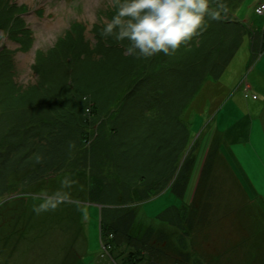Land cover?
Returning <instances> with one entry per match:
<instances>
[{"label":"rangeland","instance_id":"1","mask_svg":"<svg viewBox=\"0 0 264 264\" xmlns=\"http://www.w3.org/2000/svg\"><path fill=\"white\" fill-rule=\"evenodd\" d=\"M3 1L16 5V19H8L5 12L0 16V56L4 50L8 53H4L0 67H13L12 78L20 89L29 90L41 80V76L47 83L53 81L54 77H64L66 69L63 64L79 57L81 61L75 69L79 72L74 79L76 84L84 90L91 87L98 90L100 97L108 100L103 105L108 106L114 115L117 102L113 100L115 87L102 78L105 70H113V53L117 48L113 46V41H106V36L101 37L102 43L96 36L97 33L101 35L102 21L110 18L114 11L110 0ZM263 2L264 0H238L234 6L229 7L225 15L243 22L249 29H264ZM20 19L24 25L19 23ZM118 46L122 48V53L128 54L129 50L124 44L120 43ZM260 53L263 55L264 50ZM262 55L255 58L251 56L249 37L246 36L224 71L217 78L207 77L185 111L187 114L192 111L190 128L194 147L191 145L190 149H193L195 155L188 182L193 176L195 189L190 206L197 213L194 214L193 221L196 223L192 227L199 242L197 246L196 243L185 244L188 231L180 232L179 241L182 246L197 248L200 252H178L172 245L165 244L164 238L167 236L157 233V227L162 228L174 241V227L171 224L163 226L165 221L159 215L166 207L170 208V205L180 202L188 182L181 197L170 187L173 177L161 192L153 193L150 198L134 207L136 217L131 233L146 240L141 245L145 244L143 249L147 252V259L133 264H264ZM73 68L69 67V73L73 72ZM97 77L101 78V82L95 83L93 79ZM65 78H71V75ZM139 80L138 78L133 84ZM247 81L250 85L246 84ZM50 85L55 89L52 94H57L60 88ZM121 91L124 97L125 89ZM84 97L99 101L89 96ZM227 102L233 104V108L223 111L227 118L226 123L221 125L222 129L227 131L243 115L249 114L252 120L251 139L248 142L233 143L235 158L229 155L227 142L222 138L217 161L216 150L210 146L217 119L215 113ZM90 103L94 104L93 101ZM89 108L86 107L85 115L91 117ZM91 119L94 121L87 127L88 132L99 128L98 118L92 116ZM215 139L218 143V137ZM200 145L204 149L207 147V153L197 163ZM191 151L189 150V155L186 153V156H182L179 167L182 163L188 164L193 154ZM10 167L0 171L1 178L4 172H8V193L0 196V264H125L122 254L117 257L113 251L117 232L111 228L104 233L100 232L103 205L90 195L93 192V189L90 191L92 181L87 183L85 194L78 196L77 191L71 193L78 186L66 172L46 174L38 179L33 173L34 166L26 170H21L20 166L18 169L14 165ZM107 170L109 169L104 166V171ZM65 178L72 183L62 185L61 181ZM243 184L250 189L243 190ZM58 188L69 191L80 201L79 205L62 203L40 213L33 211L34 197L39 200L40 193ZM204 197L205 204L201 208L200 202ZM114 205L123 206L127 203L116 205L115 202ZM114 205L105 204L110 207ZM164 215L177 218L175 211H166ZM145 231L150 235L146 236ZM118 243L125 244L124 240ZM137 244L132 243L131 249H135ZM143 249L141 248L142 252Z\"/></svg>","mask_w":264,"mask_h":264},{"label":"trees","instance_id":"2","mask_svg":"<svg viewBox=\"0 0 264 264\" xmlns=\"http://www.w3.org/2000/svg\"><path fill=\"white\" fill-rule=\"evenodd\" d=\"M237 1L223 0V3L228 10ZM211 6H215V0ZM15 9L16 5L0 0V16L5 12L8 19L15 20ZM226 13L218 19H208L202 31L170 54L158 52L151 57H142L129 51L125 55L118 45L124 44L128 49V42L106 36V41H113L117 48L113 53V70H105L102 78L115 87L114 115L103 105L108 100L100 97L98 90L92 87L84 90L76 84L74 79L79 72L75 69L81 61L79 57L63 64L64 77L48 81L60 88L57 94H52L53 85L42 76L29 90L20 89L12 78L13 67L4 69L2 65L0 171L12 165L17 169L20 166L21 170L34 166L33 173L38 179L46 174L66 172L78 186L71 193L77 191L78 196L85 194L87 183L92 181L90 195L103 205L100 232L111 228L117 232L116 240L125 242L124 246L115 240V256L122 254L125 264L145 261L147 252L143 249L145 244L141 243L146 240L131 233L136 217L134 207L153 193L161 192L173 177L170 187L182 196L195 155L190 149L193 133L190 128L192 111L185 113L188 105L207 77H219L246 36L253 58L264 50V29H249ZM96 36L102 43L104 35L97 33ZM4 53L0 60L8 54ZM70 66L74 67L72 73H69ZM68 75L71 78H65ZM138 78L140 80L133 84ZM100 79L93 80L97 83ZM122 85L124 97L119 91ZM86 107L99 121V128L92 132H88L87 127L94 119L85 115ZM189 150L193 154L188 164L182 163L179 167V161L186 153L189 155ZM104 166L109 170L104 171ZM4 173L2 178L0 176V196L8 193V172ZM115 202L116 205H127L115 206ZM166 211L171 213L174 209L168 208L159 216L180 225L176 217L164 215ZM148 235L150 233L146 232ZM132 243L139 245L131 249Z\"/></svg>","mask_w":264,"mask_h":264},{"label":"clouds","instance_id":"3","mask_svg":"<svg viewBox=\"0 0 264 264\" xmlns=\"http://www.w3.org/2000/svg\"><path fill=\"white\" fill-rule=\"evenodd\" d=\"M115 11L102 21L101 35L128 42L129 51L137 56L151 57L162 52L170 54L202 31L208 19H218L227 6L223 0H110ZM72 181L65 178L62 185ZM34 197L33 211L40 213L62 203L79 205L69 191L60 188Z\"/></svg>","mask_w":264,"mask_h":264},{"label":"crops","instance_id":"4","mask_svg":"<svg viewBox=\"0 0 264 264\" xmlns=\"http://www.w3.org/2000/svg\"><path fill=\"white\" fill-rule=\"evenodd\" d=\"M260 55H262L261 53H259L257 56L260 57ZM264 55V54H263ZM262 55V56H263ZM246 84L250 85V83L247 81ZM250 87V86H249ZM232 105V106H231ZM233 108V104H229V102H227L222 108L219 107L217 109V113H215L216 116V122L213 127L214 129V133L212 132V143H211V147H213L216 150V157L215 160L218 159L219 154H217L218 152H220V146H219V142L223 141L222 138H224V140L227 142V147L229 149V155L230 156H234L235 158V152L233 149V143H238V142H248L251 139V128H252V120H251V116L249 114H245L243 115V118L234 123L231 127H229L227 129V131H224V129H222L221 125L226 123V115L223 111L225 110H231ZM231 122V121H230ZM200 135V134H198ZM215 137H218V143L215 139ZM211 147H209L211 149ZM208 148V149H209ZM204 146L200 145V148L198 149V162L203 160L206 156V151H207V147L204 149ZM221 154V153H220ZM233 157V158H234ZM236 160V159H235ZM218 161V160H217ZM197 166V165H196ZM196 168V167H195ZM195 175V173H194ZM193 177V176H192ZM191 177V179L188 182V185L186 187V191L184 193V196L180 199V202L174 203L173 205H170L171 207H173L174 211H175V216H177V219L180 221V225L178 224H172L170 221H168V219H164L165 223L163 224V226L171 224L175 230V234H174V241L171 240V236H168L167 231L163 230L162 228L157 227V232H159L160 234L165 235L166 238L165 239V244H170L174 247L175 250H177L178 252H186V253H191V252H200L199 249L197 248H190L189 246H182L180 241H179V235L180 232H186L188 231L187 234V238H186V243L185 244H191L192 243H196L197 246V242L198 241V237H197V233L193 230L194 228L192 227V225H194V214L197 215V213H194L192 206V199H193V190L195 189V182L194 179ZM252 190L254 189L253 187H251ZM243 190H249L250 187L247 189L246 185L243 184L242 187ZM244 192V191H243ZM203 201H205V197L201 200L200 204H201V208L203 207L202 204L204 203ZM207 203V200H206ZM205 204V203H204ZM209 204V202H208ZM170 207V208H171ZM169 207H166L165 210H167ZM192 209V211H191ZM196 221V219H195ZM150 226H148L147 228H149ZM194 250V251H193ZM207 264V263H206Z\"/></svg>","mask_w":264,"mask_h":264},{"label":"built area","instance_id":"5","mask_svg":"<svg viewBox=\"0 0 264 264\" xmlns=\"http://www.w3.org/2000/svg\"><path fill=\"white\" fill-rule=\"evenodd\" d=\"M261 4H263V5H262V8H264V2H263V3H261Z\"/></svg>","mask_w":264,"mask_h":264}]
</instances>
